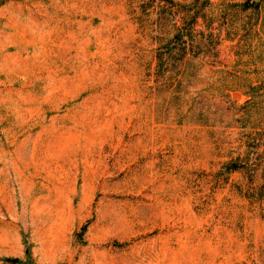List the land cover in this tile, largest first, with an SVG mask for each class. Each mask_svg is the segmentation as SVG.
Here are the masks:
<instances>
[{
	"label": "rangeland",
	"instance_id": "obj_1",
	"mask_svg": "<svg viewBox=\"0 0 264 264\" xmlns=\"http://www.w3.org/2000/svg\"><path fill=\"white\" fill-rule=\"evenodd\" d=\"M240 2L0 0V264H264V58L239 42L264 0Z\"/></svg>",
	"mask_w": 264,
	"mask_h": 264
},
{
	"label": "trees",
	"instance_id": "obj_2",
	"mask_svg": "<svg viewBox=\"0 0 264 264\" xmlns=\"http://www.w3.org/2000/svg\"><path fill=\"white\" fill-rule=\"evenodd\" d=\"M194 1H198V0H194ZM210 0H207V2ZM261 2L262 0L256 2L254 0H243V2H240L239 4H232L233 5H240L242 7L243 10H246L248 8H252L254 10L255 13L259 14L260 9H261ZM245 34H243L242 36H240L239 38V42H245L246 46H249V49L253 48L255 53H258L257 57L259 59H263L264 58V24L256 29L253 26H249L247 28L244 29ZM191 30H186L184 27L178 29L173 36L168 39V41L164 44L163 48H164V53H166V55L168 56V58L173 54L174 50H178L180 52V55L178 60H176L175 63L178 62H183V61H188L190 58H187L186 56L189 53H192V56H190L191 58L196 57L194 55L195 52L193 49L194 44H193V38H191ZM232 35H234V33L229 32L228 33V37H233ZM180 48V49H179ZM254 54V53H253ZM167 61L165 63H163L162 61V54H159V65H158V69L162 71H168L169 68L167 66ZM183 66L180 68V71L182 74H184L187 70V64H182ZM165 67V68H164ZM164 72V73H165ZM252 93L248 92L249 95H252V97L254 99H256L257 96H261L264 97V80H263V84L261 86H257L254 85L252 86ZM261 92V93H259ZM247 93V92H245ZM257 95V96H256ZM250 101V100H249Z\"/></svg>",
	"mask_w": 264,
	"mask_h": 264
},
{
	"label": "water",
	"instance_id": "obj_3",
	"mask_svg": "<svg viewBox=\"0 0 264 264\" xmlns=\"http://www.w3.org/2000/svg\"><path fill=\"white\" fill-rule=\"evenodd\" d=\"M254 1L258 2L259 0H254Z\"/></svg>",
	"mask_w": 264,
	"mask_h": 264
}]
</instances>
